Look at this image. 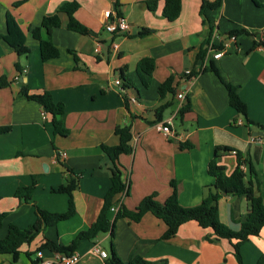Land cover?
<instances>
[{
	"label": "crops",
	"instance_id": "1",
	"mask_svg": "<svg viewBox=\"0 0 264 264\" xmlns=\"http://www.w3.org/2000/svg\"><path fill=\"white\" fill-rule=\"evenodd\" d=\"M67 1L79 5L74 16L89 33L69 31L67 17L60 13L61 25L50 32L59 56L42 62L39 43L30 29L38 27L44 17L57 14ZM147 1L0 0V35L6 32L5 16L9 12L25 33L30 50L28 55L18 56L0 40V77L8 82L0 88V127H10L0 133V213L6 214V227L14 224L28 228L36 220V207L64 213L68 198L53 190L67 183L69 171L78 182L73 193V217L43 227L29 245H23L16 262L9 255H0L10 257L5 260L7 264H29L25 253L33 252L41 240L68 246L95 222L110 186L109 162L101 146L118 144L114 134L117 126L130 125L132 152L118 158L129 193L115 196L114 205L133 210L151 194L164 203L173 191L171 183L181 206L198 205L213 183L208 165L217 149L216 163L227 176L237 165L233 152L241 156L245 180L251 181L254 193L264 202V135H254L264 131L247 127L243 116L229 105L225 87L236 88L247 106V118L264 127V48L254 38L264 31V0H220V6L207 13L211 31L199 15L202 0H181L180 15L173 22L162 17V4L150 11ZM105 12L112 18L126 19L130 33L105 32ZM143 29H149L150 34L137 37ZM237 30L246 32L235 43L240 53L232 49L218 60H197L200 50L207 55L211 45L219 47L223 37ZM145 58L152 59L155 66L146 87L137 75V64ZM199 67L203 69L196 75ZM186 70L195 75L189 82L184 79ZM122 71L129 82L120 80ZM169 77L173 78V92L159 97L157 89ZM117 79L122 89L115 86ZM22 85L32 92L48 91L55 102L64 105V124L69 131L66 137L54 135L51 116L39 104L18 96ZM180 93L182 100L177 97ZM187 102L190 111L180 117L179 111ZM165 104L168 106L157 113ZM169 120L171 129L185 137L184 142L157 131V124ZM185 144L189 148L181 149ZM33 182L30 201L14 196L18 188ZM218 208L221 223L238 231L240 217L248 210L247 201L224 196ZM109 218L112 221L114 213ZM165 231L166 225L150 213L139 222L118 219L113 238L102 234L77 245L83 255L79 264H106V260L89 253L94 243L108 255L112 245L125 264L133 256L152 264H238L227 240H215L210 230L195 222L183 224L166 240L162 239ZM51 253L44 251L45 256ZM261 255L264 227L240 248L243 264H257Z\"/></svg>",
	"mask_w": 264,
	"mask_h": 264
},
{
	"label": "trees",
	"instance_id": "2",
	"mask_svg": "<svg viewBox=\"0 0 264 264\" xmlns=\"http://www.w3.org/2000/svg\"><path fill=\"white\" fill-rule=\"evenodd\" d=\"M221 1L216 0L209 3L202 0L199 15L203 17L202 23L208 22L210 31L213 29L211 20L209 19L208 12L217 9L220 6ZM158 4H162L161 15L169 22L175 21L181 12V0H149L146 2V6L150 11H153ZM16 6V5H15ZM79 5L74 1L65 2L60 8L57 14L44 17L41 24L38 27L30 29L31 35L34 40L39 43V52L42 62H46L55 59L59 56L58 48L50 40V32L54 28H58L61 25L59 14H65L67 17L66 27L69 31L87 35L89 30L83 26L75 18V12L78 10ZM6 32L4 35H0V40L5 42L18 56H26L30 50L25 43V33L18 25L15 18L9 12L5 16ZM43 33L46 34L44 38ZM243 30L232 31L228 35L240 36L245 34ZM150 34L149 29H143L138 32L137 37H145ZM218 47L214 46V49ZM206 55V51L200 50L197 55V60L203 61ZM154 61L149 58L142 59L137 64V75L143 86L148 85V81L154 70ZM211 70L216 72L211 66ZM120 80L123 83L129 82L124 77L123 71L120 75ZM173 78H167L162 84L159 85L157 91L159 97H164L165 94L172 93ZM8 85L5 77H0V88H4ZM228 92L229 105L246 121L247 127H257L264 131V127L253 123L247 118V106L241 100L236 92V88L231 85H225ZM20 98L28 101H33L39 104L42 109L51 116V124L54 135L66 137L69 134L68 129L65 127V107L62 103L55 102L52 95L48 91L32 92L30 89L22 85L19 95ZM168 104L159 107L156 112H162ZM190 111L189 103L180 109L179 115L182 117L184 114ZM10 130V127H0V133H6ZM114 134L118 137V144L116 146H101V150L109 162V180L110 186L103 198V205L98 214L97 219L86 230L80 231L68 246H59L52 241H40L35 247L33 252L25 253L29 264H38L37 259L32 257L38 251L71 253L76 250L77 245L81 241H93L101 234H109L111 238L114 237L115 222L118 219H127L131 222H139L141 218L150 213L156 219L161 220L166 225V231L162 236V239L166 240L174 236L177 230L183 224L187 222H195L202 229L210 230L215 240H227L232 249L234 256L238 264H243L240 256V248L242 244L247 242L249 238L258 236L262 228L264 227V202L262 199L254 193L253 186L250 180H245V173L242 166L244 161L238 153H235L237 165L233 172L227 176L221 166L216 163V155L220 149L215 152L214 158L208 165V173L213 178L212 185L208 188V191L201 202L193 207H183L180 205L177 192L174 183L173 191L171 195L165 200L164 203H159L156 200L155 194L144 197L137 207L133 210H128L124 205H120L117 211L114 213V218L111 221L109 214L114 203L112 199L117 195L128 196L129 186L122 179L121 166L118 163L120 155H128L132 152L131 147V127L130 125L117 126L114 129ZM181 149L189 148L188 145H183ZM224 151L229 149L224 148ZM66 184L59 186L53 190L54 193L64 194L67 196V209L64 213H50L45 210H41L38 207L35 208L36 220L26 229H20L14 224H9L6 227L5 236L0 239V255H9L12 257L13 262H16L22 254L21 248L23 245H29L40 233L43 227L55 226L58 222L65 221L73 217L75 214V204L73 201V193L78 188L77 176L72 172ZM34 190L33 185L29 187L18 188L15 191L14 196L21 201L28 202L32 199ZM234 196L237 198H243L247 201L248 210L246 214L240 217V228L238 231H232L221 223L219 219L218 204L222 197ZM6 214L0 213V230L3 227ZM106 264H125L115 253L112 245L110 253L106 259ZM126 264H152L149 261L139 257L133 256ZM257 264H264V255H261L257 261Z\"/></svg>",
	"mask_w": 264,
	"mask_h": 264
},
{
	"label": "built area",
	"instance_id": "3",
	"mask_svg": "<svg viewBox=\"0 0 264 264\" xmlns=\"http://www.w3.org/2000/svg\"><path fill=\"white\" fill-rule=\"evenodd\" d=\"M104 25L103 29L105 32L112 34V35H128L130 33V25L126 21V19L122 17H111V13L105 12L104 15ZM237 36L235 35H227L226 37H223L220 41L221 44L217 49H214V46L211 45L210 52L204 57L203 62L206 63L208 59L210 60H218L225 54L230 53V51L233 49L234 52L240 53L241 48L235 45ZM254 38L257 40L259 46L264 48V31H260L257 34L254 35ZM234 45V48H233ZM202 67H199L196 70V75L199 74L202 71ZM195 77V75L191 72V70H186L184 72V79L186 82H189ZM115 86H118L121 88V82L119 79L114 81ZM122 89V88H121ZM178 99L182 100L184 99V96L182 93L177 95ZM156 129L158 132H160L165 137H172L176 139L178 142L182 143L185 141V137L180 134H176L171 129V121H167L165 123H159L156 125ZM233 154H235L233 152ZM243 168V166H242ZM119 206H112L111 211L115 213L117 211ZM89 253L93 257H97L102 260H106L108 257L107 252L101 248V246L98 243L92 244V246L89 248ZM83 255L80 251L77 249L74 250L71 253H60V252H52L50 256H45L43 251H38L35 254V258L38 261V264H79L81 261Z\"/></svg>",
	"mask_w": 264,
	"mask_h": 264
},
{
	"label": "rangeland",
	"instance_id": "4",
	"mask_svg": "<svg viewBox=\"0 0 264 264\" xmlns=\"http://www.w3.org/2000/svg\"><path fill=\"white\" fill-rule=\"evenodd\" d=\"M5 230H6V224H5V222L3 223V228L0 230V239L3 237V235H4V232H5ZM102 235V234H101ZM107 249H108V247H107ZM109 250V249H108ZM0 258H2L3 260V262H0V264H7V262H5V260H9L10 259V257H8V256H0ZM25 261V260H24Z\"/></svg>",
	"mask_w": 264,
	"mask_h": 264
},
{
	"label": "water",
	"instance_id": "5",
	"mask_svg": "<svg viewBox=\"0 0 264 264\" xmlns=\"http://www.w3.org/2000/svg\"><path fill=\"white\" fill-rule=\"evenodd\" d=\"M254 135H264L263 133H254Z\"/></svg>",
	"mask_w": 264,
	"mask_h": 264
}]
</instances>
